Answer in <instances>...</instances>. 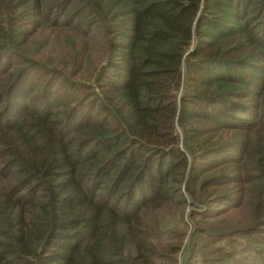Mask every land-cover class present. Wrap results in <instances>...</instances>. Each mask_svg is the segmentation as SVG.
Returning <instances> with one entry per match:
<instances>
[{
  "label": "trees",
  "instance_id": "16d2710c",
  "mask_svg": "<svg viewBox=\"0 0 264 264\" xmlns=\"http://www.w3.org/2000/svg\"><path fill=\"white\" fill-rule=\"evenodd\" d=\"M0 264H264V0H0Z\"/></svg>",
  "mask_w": 264,
  "mask_h": 264
},
{
  "label": "rangeland",
  "instance_id": "374dc122",
  "mask_svg": "<svg viewBox=\"0 0 264 264\" xmlns=\"http://www.w3.org/2000/svg\"><path fill=\"white\" fill-rule=\"evenodd\" d=\"M92 62V61H91ZM89 63V62H87L86 64H87V66L86 67H84L85 68V71H86V73H90L91 71H92V69L96 66V64L95 65H92V63ZM101 62V61H100ZM100 62L97 64V67H99L100 66ZM103 62H105V60H103ZM102 62V63H103ZM101 63V64H102ZM90 65H92L93 67H90ZM83 74V73H82ZM32 80L34 79V75H32L31 77H30ZM55 92V91H54ZM59 94V91H58V89L56 90V92H55V94H54V97H56L57 95Z\"/></svg>",
  "mask_w": 264,
  "mask_h": 264
}]
</instances>
